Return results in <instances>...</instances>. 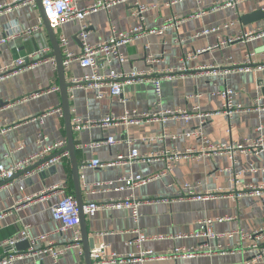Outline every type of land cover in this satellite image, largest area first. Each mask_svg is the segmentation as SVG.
<instances>
[{"label": "crops", "instance_id": "obj_1", "mask_svg": "<svg viewBox=\"0 0 264 264\" xmlns=\"http://www.w3.org/2000/svg\"><path fill=\"white\" fill-rule=\"evenodd\" d=\"M94 1L96 0H77V3L79 6H87ZM223 1L140 0L142 4L153 6L142 16L146 30H159L164 20L171 16L184 20L178 29H166L161 35L148 34L120 48L126 61H113L110 69L124 74L141 73L144 74L143 79L126 84L122 95L117 98L110 97L107 87L86 90L74 86L69 89L74 158L78 165L80 199L83 205H107L128 195L140 203L138 224H134L130 211L126 209L100 210L95 216L86 218L91 250L105 245L106 255L115 253L125 256L136 253V248L127 243L133 240V236L129 234L131 230L139 228L149 238L142 244L143 250H150L156 256H171L175 250L182 251L177 257L157 259L145 264H237L253 259V255L246 252L247 241H240L238 237L228 239L221 236L235 230L250 233L264 224L262 202L247 194L236 196L246 185L264 182V173L261 171H246L249 165L261 168L264 163L261 156H238L232 171L225 170L231 164L223 155L187 158L175 163L160 159L148 164H113L90 168L89 164L93 160H99L103 164L114 163L118 155H128L134 149L141 155L197 150L201 141L187 134L196 131L199 122L194 118L188 123L169 121L165 125L142 122L108 127L92 125L80 130L74 128L76 119L95 121L106 115L122 117L134 111L138 114H153L160 109L191 110L197 106L200 111L212 114L201 130L210 143H238L255 137L256 126L264 125V112H243L231 120L216 113L223 106V99L218 93L226 88L236 93L235 100L243 108L254 106L257 97H264V68L258 69L264 66V37L247 43L235 42L197 54L186 62L190 72L178 74L171 80L162 79L160 98H156L150 82L152 78L162 77L166 71L177 72L181 67V59L187 53L211 48L237 36L241 30L264 25V19L250 24H244L241 20L243 16L258 11L264 13V0H246L235 10H213L214 6ZM4 2L6 0H0V5ZM171 2L175 3L169 5ZM131 14L132 3L128 1L109 11L101 10L88 15L84 21L88 30V42L93 45L107 39L111 28L124 32L130 30L139 23ZM231 22L232 26L223 28L224 24ZM34 26H39V31L31 36L8 39L13 33ZM211 28L220 29L207 35L202 34ZM53 30L58 43L60 36L67 38L69 52H81L78 23L69 22ZM35 46L38 50L49 48L48 57L54 59L38 10L22 6L9 12L1 11L0 68L16 58L34 53ZM60 49L62 52L61 47ZM246 53H254L253 71L223 74L230 62L242 61ZM148 56L152 57V61H148ZM212 66L219 70L210 73L208 68ZM87 72L74 62L65 69L66 81L72 84L73 80L81 78ZM53 87H58L57 72L46 61L0 81V164L8 166L32 155L38 149V135L45 136L48 142L66 141L63 114L60 116L54 112L49 113L50 110L61 107L59 91L49 92ZM98 94L103 97L98 99ZM162 130L167 134L164 139H160ZM108 138H113L114 145L90 147V144ZM5 154H8L7 159L4 158ZM170 164V171L132 192L114 189L118 185L117 180L123 177L159 175ZM235 171L242 174L239 183L233 185L229 179ZM107 182H113V187L103 185L94 188L96 184ZM185 184L192 185L194 193L203 198L180 199L186 195L183 190ZM57 185L65 194L76 198L68 155L42 170L37 171L32 166L16 174L13 180L0 182V243L15 237L23 225H28L31 238L50 234L49 239L54 247H63L71 234L59 232L61 224L51 216V207L62 196L51 194L39 202L26 200ZM202 220L212 222L210 232L219 236L217 239L192 237L200 231L198 222ZM44 246L45 243L39 242L34 249L40 250ZM184 250H192L196 254L184 256ZM5 251L7 250L0 249V256ZM39 261L42 264H85L83 254L80 255L77 250L68 251L55 263L48 256L25 254L14 264H37ZM251 264H264V255Z\"/></svg>", "mask_w": 264, "mask_h": 264}, {"label": "built area", "instance_id": "obj_2", "mask_svg": "<svg viewBox=\"0 0 264 264\" xmlns=\"http://www.w3.org/2000/svg\"><path fill=\"white\" fill-rule=\"evenodd\" d=\"M128 1L132 3V16L136 18L139 23L132 27L128 31H118L114 28H111L110 34L107 39L98 42L96 44H90L88 42V30L87 26L84 23L85 18L93 13L104 10L109 11L110 8L126 4ZM246 0H224L222 4L216 5L213 7V10L219 8H228L235 10L237 6ZM175 2H171L169 5ZM42 8L44 15L48 20L49 24L53 29L69 23L76 22L79 25V39L81 42V52L79 54H74L68 51L67 45L68 40L64 36H60L59 45L62 48L63 60L62 65L64 69L69 68L72 63H77L82 70L88 71L81 78L73 80L71 86L84 88V89H95L99 90L100 88L107 87L108 94L112 98H117L122 95L123 87L126 84H131L137 80H142L144 74L132 72L129 74L117 73L116 71L110 69V64L113 61H118L119 63H124L126 58L120 53V48L122 46L128 45L145 35L156 34L161 35L166 29H178L184 20L178 19L177 17L171 16L164 20L162 26L159 30H146L143 27V14L147 10L153 8V6H147L142 4L140 0H96L93 3L87 6H79L77 0H41ZM22 6H28L32 9H37L36 3L34 0H6V2L0 5V12L5 11L9 12L11 10L17 9ZM264 11V6L262 8ZM233 23H227L223 25V28H228L232 26ZM220 28H211L202 32L203 35L217 32ZM39 31V26H34L24 31H18L13 33L8 37V39H13L18 36H31L32 34ZM264 37V25L253 27L248 30H241L239 34L235 37L228 38L225 41L215 44L211 48L204 50H199L195 52H189L185 57L181 59V67L177 72L166 71L162 77H155L150 79V82L154 88V94L156 98L161 97V81L162 79L171 80L175 78L178 74H185L191 70L187 68L186 62L193 59L194 56L202 52L219 49L222 46H227L235 42H249L257 38ZM4 41V40H2ZM50 54L49 48H41L40 50L29 54L25 57H19L14 59L9 64L0 68V81H3L11 76L19 74L23 70H28L36 67L38 64L43 63L44 61L50 62L52 66L55 67V61L53 58L48 57ZM254 53H246L244 59L240 62H230L228 65L229 68L223 71V74L227 73H244L251 72L255 69L253 62ZM148 61H152V57L148 56ZM264 68V66L258 67V69ZM210 73H215L219 68L212 66L208 68ZM58 87L50 88L49 92H58ZM223 99L222 110L216 114H222L231 120L235 115L243 112H264V97H257L255 99L254 106L250 108H243L237 104L235 100L236 93L231 89H224L218 93ZM37 95H32L36 97ZM102 94H98L97 98L101 99ZM27 99H25L26 101ZM56 113L62 116L61 109L50 110L49 113ZM212 114L204 113L200 111V108L195 106L191 110L186 109H174V110H163L160 109L153 114H138L137 112L126 113L122 117H115L113 115H106L99 120H85L81 121L76 119L74 121V128L80 130L82 128H88L92 125H98L101 127L115 126L118 124H140L142 122H158L162 125H165L169 121H182L188 123L192 119H197L199 122V128L191 133H188L187 136H192L201 141V146L199 149H188L185 152L181 153H172L171 151H164L160 155H141L137 150H131L128 155H118L114 163L103 164L99 160H93L90 164V168H100L105 166H112L113 164L119 165H129L133 163H144L148 164L156 160H167L172 163L178 162L182 159L187 158H202L210 155H223L228 158L231 166L225 170L233 169V166L236 164L237 157L240 155L248 156H261L264 160V125L259 124L255 128L256 136L247 139L244 142L238 143H210L204 136L202 126L206 123L207 119L210 118ZM167 137L165 131L162 130L160 134V139ZM113 138H108L105 141L94 142L90 144V147H102V146H112L114 145ZM36 144L38 149L30 156L24 158L23 160L16 161L8 166L0 164V182L5 183L13 180L16 174L23 172L29 167H34L38 163L45 161L41 166L36 167V170H42L46 167L54 165L62 157L68 155L66 152V141H52L48 142L47 138L43 135L37 136ZM4 158H8V154L4 155ZM171 164L167 165L166 170L159 175H153L149 177H142L140 175L126 176L117 180L118 185L114 187L118 191H129L132 192L134 189L145 186L149 182L159 178L168 171L171 170ZM252 173L261 171L264 173V163L261 168H256L254 165H249L248 170ZM241 172L235 171L231 173L230 181L233 185L239 183ZM107 185L108 187H113V182H107L105 184H96L95 189ZM183 190L186 191L180 199H201L202 196H199L194 193L192 185L185 184ZM51 194L61 195L59 202L54 204L51 207V216L52 219L61 224V229L59 232H70L71 236L63 245L62 248L56 249L54 243L49 239L50 234H45L37 238L30 237V227L28 225H23L19 233L12 238L6 239L0 243V249H9L0 256V264H14L15 262L21 260L25 254L30 256H48L54 263L57 262L63 255H65L70 250H77L80 255L83 254L81 246V236L79 230V211L77 204L73 196L67 195L64 193L63 189L57 185L52 186L48 189H44L39 194L34 195L30 198H27V201L39 202L44 201ZM247 194L252 197L258 198L264 205V182L258 185H246L240 192L236 194L237 197ZM208 197V196H205ZM140 203L134 201L130 195L122 199L112 201L111 204L107 205H98L96 203H89L82 208V213L85 218H91L100 210L115 209L129 210L131 213V218L134 224H138L140 213H139ZM221 221V220H219ZM211 221L202 220L198 222L200 226V231L194 233L192 237H205L207 239H217L219 236H214L211 234ZM133 236V240L127 244L134 246L137 250L136 253H129L125 256L117 255L115 253H110L106 255V246L101 245L90 251V257L92 264H145L146 262L165 259L168 257H177L178 254L182 251L175 250L174 255L171 256H156L150 250H143L142 244L149 240V238L144 234V232L139 228H134L129 233ZM182 237V236H181ZM221 237H226L231 239L233 237H238L240 241H247L246 252L253 255L252 260L246 262H241L237 264H251L259 256L264 255V224L250 233H245L241 230L230 231L224 234ZM29 241L31 248L25 253L16 252L14 250L15 244L22 241ZM39 242L45 243V246L40 250H35L34 246ZM255 253H258L255 254ZM184 256L195 255L192 250H184Z\"/></svg>", "mask_w": 264, "mask_h": 264}, {"label": "water", "instance_id": "obj_3", "mask_svg": "<svg viewBox=\"0 0 264 264\" xmlns=\"http://www.w3.org/2000/svg\"><path fill=\"white\" fill-rule=\"evenodd\" d=\"M37 6V10L39 12L41 21H42V26L46 31V34L48 36L50 45L53 50V57L55 61V69L57 72V77H58V89H59V94H60V99H61V111L63 114V120H64V125H65V138H66V152L68 153V157L71 163V169H72V179H73V185H74V190H75V195H76V204L77 208L79 211V230H80V235H81V245L83 249V258L85 264H92L91 257H90V251H91V244H90V238L88 237V233L86 230V218L84 217L82 213V208H83V203L80 199V194H81V184L79 180V173H78V165L77 162L74 158V150H75V145L73 142V126H72V117H71V112H70V106H69V89L72 87L71 84H69L66 81L65 77V69L62 65V52L58 43V40L56 38L55 32L51 25L49 24L48 20L46 19L44 15V11L42 8L41 0H34ZM261 19H264V13L261 11L245 15L241 18L242 22L244 24H250L252 22L259 21ZM38 51V49L35 46V52ZM263 94H264V88H263ZM46 160L38 163L36 166L33 167L36 168L38 166H41L42 164L45 163ZM31 248V245L29 241L25 240L22 242H19L15 244L14 250L16 252H24L26 253L29 249ZM9 250V249H7ZM37 264H42V262H38Z\"/></svg>", "mask_w": 264, "mask_h": 264}]
</instances>
